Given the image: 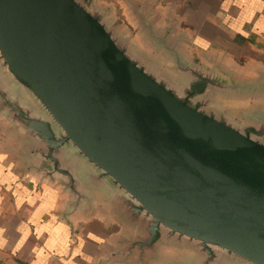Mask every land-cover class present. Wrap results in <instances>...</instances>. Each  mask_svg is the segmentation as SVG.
<instances>
[{"label":"water","instance_id":"water-1","mask_svg":"<svg viewBox=\"0 0 264 264\" xmlns=\"http://www.w3.org/2000/svg\"><path fill=\"white\" fill-rule=\"evenodd\" d=\"M132 3L166 62L95 3L0 0V118L20 132L23 173L71 193L67 221L97 193L111 203L136 235L110 264L165 248L184 252L166 264H264V104H220L264 94V69L200 63L177 21L158 33Z\"/></svg>","mask_w":264,"mask_h":264},{"label":"crops","instance_id":"crops-1","mask_svg":"<svg viewBox=\"0 0 264 264\" xmlns=\"http://www.w3.org/2000/svg\"><path fill=\"white\" fill-rule=\"evenodd\" d=\"M146 1L150 11H174L177 29L187 35L188 50L198 62L209 66L211 59L223 57L247 72L264 69L258 59L264 58V0ZM22 166L20 132L1 117L0 264H110L105 254L136 235L99 193L90 207L77 209L67 221L71 193L24 174ZM164 251L172 258L151 264L184 255L179 249Z\"/></svg>","mask_w":264,"mask_h":264},{"label":"rangeland","instance_id":"rangeland-1","mask_svg":"<svg viewBox=\"0 0 264 264\" xmlns=\"http://www.w3.org/2000/svg\"><path fill=\"white\" fill-rule=\"evenodd\" d=\"M87 4L91 5L95 3L96 5H100L104 8L110 10V15L113 17L114 24H120L121 29L124 33L129 35L135 42L137 50L150 54L154 60L165 61V57H163L162 53L154 49L155 45L154 41H148L149 29L144 26L140 19L135 16V10L133 9L134 4L133 1L143 2L145 0H84ZM146 13L152 12V15L155 17L158 33L162 30V27H165V23H167V16L172 18L174 23L176 22V18L174 11H170L169 15L166 13H160L157 10L152 11H143ZM176 12V11H175ZM190 12V11H187ZM181 14V13H180ZM146 15V14H144ZM175 34V29L173 31ZM154 46V47H153ZM255 59V58H254ZM259 60L264 61V58H258ZM219 60L225 59L223 57L218 58ZM237 62L243 64L242 59L240 57L237 59ZM228 63V62H226ZM244 65V64H243ZM245 68V67H244ZM242 68V69H244ZM220 104L223 107L231 109L236 115H240L241 113L247 111L248 109L254 107L256 104H264V94L262 93H249L247 95H238L230 98L220 97Z\"/></svg>","mask_w":264,"mask_h":264}]
</instances>
